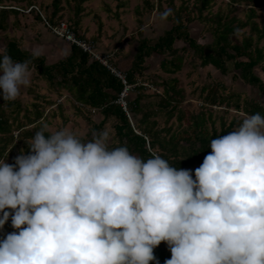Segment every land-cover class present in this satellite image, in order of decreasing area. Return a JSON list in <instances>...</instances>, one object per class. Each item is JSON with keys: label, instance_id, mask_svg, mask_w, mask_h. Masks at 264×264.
<instances>
[{"label": "clouds", "instance_id": "clouds-1", "mask_svg": "<svg viewBox=\"0 0 264 264\" xmlns=\"http://www.w3.org/2000/svg\"><path fill=\"white\" fill-rule=\"evenodd\" d=\"M29 63L0 48L4 100L30 85ZM47 128L14 164L0 160V228L10 217L18 230L0 240V264H149L162 241L164 264H264L260 113L210 141L195 179L155 152L109 147L108 130L85 141L66 128L46 137Z\"/></svg>", "mask_w": 264, "mask_h": 264}, {"label": "rangeland", "instance_id": "rangeland-1", "mask_svg": "<svg viewBox=\"0 0 264 264\" xmlns=\"http://www.w3.org/2000/svg\"><path fill=\"white\" fill-rule=\"evenodd\" d=\"M53 0H26L21 3L5 0L0 6L22 5L25 10L29 5H37L40 9L39 14L47 17L52 11ZM196 0H86L82 3V12L78 17L74 16L72 10V0H59L57 6L62 9L58 11L56 18H64L75 27V31L86 38H91L97 47V51L102 54H108L109 62L122 73L132 69L136 46L141 38H146L150 43L162 35L167 29L175 23L176 8L185 6L181 9L180 18L182 25L191 38L199 44H208L212 40L211 20L218 10L224 13L229 10L227 0H211L208 9L200 13L195 9ZM233 14L240 18H245L248 5L244 1L230 4ZM264 2L260 7H256V15L253 17L262 26L264 23ZM18 15L9 13L6 19L5 28L0 27V48H3L8 38H16L23 47L30 52L33 49L42 50V56L46 63L60 59L69 51L70 45L54 36L41 19L36 18L35 12H24L19 10ZM55 18V19H56ZM76 20L78 21L77 23ZM241 31L248 32L249 28L244 27ZM240 39L241 35L236 34ZM258 45L264 50V36L259 40ZM173 47L178 50L182 57L181 68L174 73L164 72L159 65L161 58L165 54L152 52L145 56L139 65V72L133 74L131 87L127 90L123 99L133 98L136 94L141 95L140 102L143 105L158 110L157 103L163 96V82L175 78L174 85L183 90L184 97L177 103V107L183 111L180 121L175 115L167 122L171 130L175 131L178 138L189 134L184 130L190 125L187 118L193 112H204L205 115L211 114L214 121L213 126L217 131L222 127V123L227 125L233 118L237 123L233 125V130L238 123H241L247 114L233 107V102L238 99L242 102L244 99H251L264 105V90L258 88L256 84L248 83L239 75V69L231 63L227 66L225 72H221L211 65L201 66L200 60L193 54L191 47L187 45L184 38L175 39ZM65 57V55H64ZM91 59V58H90ZM32 71L30 85L21 88V94L16 99L20 101L27 112L32 114L34 110L32 104H37L39 110H43V118L40 122L47 125V130L55 132L61 128L72 131L79 138L87 141L92 138L93 133L102 130H108L110 133L109 147H115L117 142L114 123L116 119L113 116L102 121V115L95 108L85 106L75 101L68 91L59 86H50L48 81L42 78L36 69ZM254 73L258 75L264 83V59L254 67ZM158 82V83H156ZM142 86V87H139ZM215 95L217 98L226 97V102L211 103L207 100L208 95ZM121 93H118V97ZM210 95V96H211ZM239 97V98H238ZM150 103V106L148 105ZM127 108V107H126ZM8 113L9 109L5 108ZM158 112V111H156ZM131 114V113H130ZM140 115L133 116L131 120L136 123ZM152 118L158 120V127L164 125L165 114L159 111ZM19 121H26L18 115ZM99 128L93 127L94 124ZM205 126L208 129L212 127V122L206 119ZM16 134V132H14ZM20 153L17 150L3 156L2 159L7 163L11 157L15 158ZM1 159V160H2ZM200 165L194 164L186 168L191 171L195 179L194 170Z\"/></svg>", "mask_w": 264, "mask_h": 264}, {"label": "trees", "instance_id": "trees-1", "mask_svg": "<svg viewBox=\"0 0 264 264\" xmlns=\"http://www.w3.org/2000/svg\"><path fill=\"white\" fill-rule=\"evenodd\" d=\"M5 0H0L2 3ZM15 3H21L26 0H8ZM59 0L52 1L51 14L46 18L52 23L57 21V13L62 8L57 6ZM72 10L74 16L78 17L83 10L82 3L86 0H72ZM145 2L147 0H144ZM211 0H196L194 7L201 12L208 9ZM229 10L223 12L218 10L213 16H209L211 20L212 40L208 44H199L191 36L188 35L186 28L182 25L180 18L181 9L185 6L176 8L175 23L171 25L162 35L158 36L152 43L146 38H141L136 46L134 62L132 69L125 73V79L128 83L133 80V74L139 72V65L145 56L152 52L165 54L160 60V66L164 72L174 73L181 68L182 57L178 54V50L173 47L175 39L184 38L187 45L192 48L194 56L199 58L200 65H211L221 72H225L229 63L239 69L238 75L248 83L256 84L259 89L264 90V83L261 78L254 73V67L264 59V50L258 45L259 40L264 36V23L259 26L258 22L253 19L256 15V7L263 5L264 0H227ZM244 1L248 5L245 18H240L233 14V9L230 4H235ZM22 5L0 6V27L5 28L6 19L9 13L18 15L19 9L11 7ZM264 8V7H263ZM35 12V16L41 19V15L35 10L30 9L28 12ZM27 12V13H28ZM24 13V11H23ZM56 18V19H55ZM64 19V18H58ZM66 20V19H65ZM69 25L75 30L68 20ZM78 21L76 20L75 23ZM249 28L248 32L241 31V28ZM236 34H240V39ZM81 36V35H80ZM83 37V36H81ZM91 39V38H90ZM21 43L16 38H8L3 46L7 49L15 62L30 61L29 68L37 70L38 74L44 78L50 86H59L69 92L71 97L85 105L95 108L102 115V121L110 116L116 119L114 123L117 142L115 147L127 145L129 151L141 158H149L151 153L155 152L167 160L172 167L177 169H186L194 164L201 165L204 157L211 152L209 147L212 139L229 134L233 130V125L237 123V119L233 118L222 127L219 131L213 126L211 114L205 115L204 112H193L188 115L191 122L184 133L189 134L178 138L175 131L171 130V126L167 124L169 119L175 115V118L180 121L183 116V111L177 107V103L183 99V90L174 85L175 78H171L163 82V96L157 103L158 110H153L152 107L143 105L140 102L141 95L138 93L133 98H127L126 110L116 102L118 93L123 88V83L115 76L105 65L95 59H90V56L74 45H70L67 55L63 58H58L55 61L46 63L42 55L33 57L28 49L23 48ZM158 83V82H156ZM142 87V86H139ZM211 95V94H210ZM208 95L206 98L211 103L226 102V97L217 98L215 95ZM239 98V97H238ZM34 110L30 115L27 108L23 107L18 100L7 101L0 96V160L8 151L17 150L18 153L28 154L30 149L27 142L34 136L35 132L39 131L43 123L40 120L43 118V110H39L37 104H32ZM150 106V103L148 104ZM233 107L241 110L247 115L260 113L264 117V105L260 102L244 99L240 102L236 99L233 102ZM5 108L9 109L8 113ZM158 111V112H156ZM159 111L165 114L164 125L158 127V120L152 118ZM26 119L19 121L18 115ZM133 116L140 115L136 119V123L131 120ZM206 119L212 122L210 129L205 126ZM101 122L93 127L99 128ZM16 132V134H14ZM51 132L46 131L47 137ZM14 164V158L11 157L7 162ZM7 210V209H6ZM10 211V210H9ZM2 215V213H0ZM18 231L11 226V218L5 222L0 228V240L6 238V235ZM155 260L149 264H164L167 259L171 258V252L168 249L166 242H161L153 249Z\"/></svg>", "mask_w": 264, "mask_h": 264}, {"label": "built area", "instance_id": "built-area-1", "mask_svg": "<svg viewBox=\"0 0 264 264\" xmlns=\"http://www.w3.org/2000/svg\"><path fill=\"white\" fill-rule=\"evenodd\" d=\"M17 8L19 10H23L24 12H28L30 9H35L37 12L40 9L37 5H29L25 10L18 6H11ZM41 15V14H40ZM43 20V24L47 27V29L56 37L61 38L69 45H74L78 47L83 52L87 53L91 59H95L99 61L101 64L105 65L115 76L120 78L123 83V88L121 90V95L117 99V102L122 106L124 110H126V101L123 99V96L126 94L127 90L131 87V84L128 83L125 79V73L117 70V68L109 62L108 54H102L97 51V47L95 42L86 37H81L73 28L69 25V23L65 19H57L55 23H52L45 16L41 15Z\"/></svg>", "mask_w": 264, "mask_h": 264}, {"label": "crops", "instance_id": "crops-1", "mask_svg": "<svg viewBox=\"0 0 264 264\" xmlns=\"http://www.w3.org/2000/svg\"><path fill=\"white\" fill-rule=\"evenodd\" d=\"M22 47H23V45H22ZM23 48H26V47H23ZM70 48V47H69ZM27 49V48H26ZM31 51V50H30ZM68 53V52H67ZM67 53L66 54H64L65 56L67 55ZM64 55L62 56V58L64 57ZM57 60V59H56ZM53 61H55V60H53Z\"/></svg>", "mask_w": 264, "mask_h": 264}]
</instances>
